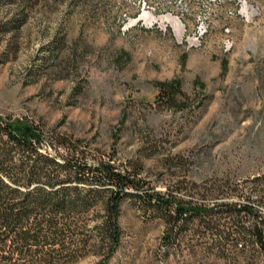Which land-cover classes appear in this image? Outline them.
Segmentation results:
<instances>
[{
    "label": "rangeland",
    "instance_id": "374dc122",
    "mask_svg": "<svg viewBox=\"0 0 264 264\" xmlns=\"http://www.w3.org/2000/svg\"><path fill=\"white\" fill-rule=\"evenodd\" d=\"M174 78L186 97L171 105L155 82ZM0 116L38 126L51 157L70 156L56 137L70 138L90 162L140 166L139 194L214 206L167 247L165 211L128 199L109 264H264L250 235L246 250L224 254L207 230L253 222L225 202H251L264 222V0H0ZM93 214L47 264L99 261L93 240L79 241Z\"/></svg>",
    "mask_w": 264,
    "mask_h": 264
},
{
    "label": "trees",
    "instance_id": "16d2710c",
    "mask_svg": "<svg viewBox=\"0 0 264 264\" xmlns=\"http://www.w3.org/2000/svg\"><path fill=\"white\" fill-rule=\"evenodd\" d=\"M155 86L160 98L171 105H176L177 95L186 97L180 79L159 80ZM186 101L179 103L186 107ZM56 138L70 156L60 160L44 154L38 126L29 120L0 116V264H47L60 260V252L78 241V221L90 211L94 213L93 232L79 241L84 239L87 243L92 239L95 252L100 255L96 264H109L124 241L121 217L123 205L130 198L165 211L163 242L167 247L179 240L191 218L215 209L207 203L185 200L173 191L151 190L150 186L139 194L134 190L149 184L140 176V166L123 170L113 159L90 162L76 142L63 136ZM222 206L236 214L237 222L242 221L241 213L251 215L253 222L248 228L243 225L227 230L221 224H209L207 230L222 237L220 251L243 252L248 243L242 241L250 235L264 254V222L251 202L239 206L225 202Z\"/></svg>",
    "mask_w": 264,
    "mask_h": 264
},
{
    "label": "bare ground",
    "instance_id": "6f19581e",
    "mask_svg": "<svg viewBox=\"0 0 264 264\" xmlns=\"http://www.w3.org/2000/svg\"><path fill=\"white\" fill-rule=\"evenodd\" d=\"M163 19H166V20L172 22L178 31H182L184 24H183V21L181 19L175 18L172 16H167L166 18H163Z\"/></svg>",
    "mask_w": 264,
    "mask_h": 264
}]
</instances>
